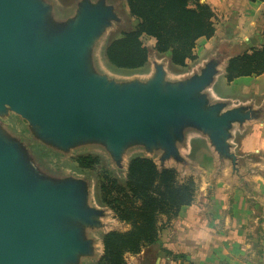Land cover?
<instances>
[{"label": "water", "instance_id": "95a60500", "mask_svg": "<svg viewBox=\"0 0 264 264\" xmlns=\"http://www.w3.org/2000/svg\"><path fill=\"white\" fill-rule=\"evenodd\" d=\"M117 25L125 19L109 0H77L64 17L51 0H0V264H83L104 252L94 233L106 228L109 209L93 205L86 179L40 174L24 141L65 157L98 146L119 169L133 148L160 151L162 170L172 160L187 164L192 134L232 179L249 172L235 132L264 120V104L211 95L235 56L219 49L180 77L170 75L168 58H149V75L118 78L96 57ZM12 114L27 122L22 141L4 123Z\"/></svg>", "mask_w": 264, "mask_h": 264}, {"label": "crops", "instance_id": "0c3cea01", "mask_svg": "<svg viewBox=\"0 0 264 264\" xmlns=\"http://www.w3.org/2000/svg\"><path fill=\"white\" fill-rule=\"evenodd\" d=\"M202 2L214 10L215 34L210 39L200 38L197 41L194 54L198 65L219 49L230 52L233 57L264 46V1ZM138 23L137 20L132 28ZM142 40L149 51L157 53L154 38L143 36ZM166 56L171 60L170 53ZM229 59L224 62V73L220 76L223 95L217 96L218 99L230 100L234 104L254 103L256 107L262 106L264 74L228 82L225 70ZM192 62L188 61L184 68L172 63L169 67L171 65L182 70ZM149 63L150 59L145 67L126 70V73L144 70ZM151 67L147 75L151 73ZM183 75L173 74L174 77ZM242 135L236 144L237 154L250 157L247 160L250 172H242V181L235 179L237 181L232 182L228 169H224L215 184L212 183L205 191L200 186L192 205L183 207L177 218L162 229L159 242L162 244L163 258L168 261L173 258L171 264H264V120L247 124ZM209 154L214 171L207 175L214 179L218 162L211 151ZM205 158L209 160V155Z\"/></svg>", "mask_w": 264, "mask_h": 264}, {"label": "trees", "instance_id": "16d2710c", "mask_svg": "<svg viewBox=\"0 0 264 264\" xmlns=\"http://www.w3.org/2000/svg\"><path fill=\"white\" fill-rule=\"evenodd\" d=\"M256 1V0H254ZM264 1V0H258ZM129 14L139 23L122 33L106 48L111 66L120 70H138L146 66L150 51L142 38L156 40L155 51L171 54L176 67H186L196 60L194 50L200 38L210 39L215 34L214 10L202 0H126ZM264 74V46L235 56L228 62L225 78ZM83 170H92L100 160L85 156L76 159ZM100 200L110 207L117 218L130 225L126 232L111 231L103 236L104 252L99 264H128L126 255H138L157 245L160 217L166 225L176 219L183 207L194 202L197 185L193 178L180 183L178 172L172 168L160 170L147 157L131 160L124 184L102 172ZM170 254V253H167Z\"/></svg>", "mask_w": 264, "mask_h": 264}, {"label": "rangeland", "instance_id": "374dc122", "mask_svg": "<svg viewBox=\"0 0 264 264\" xmlns=\"http://www.w3.org/2000/svg\"><path fill=\"white\" fill-rule=\"evenodd\" d=\"M56 4V9L60 16L64 17L67 16L73 10V6L77 0H51ZM110 2L117 5L118 13L125 19V26L124 25H117L113 29H111L108 34L104 37L105 39L99 45V48L96 50V57L100 62V65L104 70H108L107 72L111 75L118 76L123 78L125 75L129 74H139L140 76H146L148 74V70H150L151 63L141 71L137 72H127L126 70H120L114 68L110 65L107 61L105 51L110 42L114 39L121 37L122 33L128 31L135 25L136 19L131 17L129 14L128 6L125 0H109ZM146 45V42L144 43ZM167 56L157 54L153 51H150V58L162 62ZM197 59V57H196ZM198 66V62H193L185 69L179 70L173 68L171 65L168 68L170 75L173 74H189L193 71L194 68ZM223 80L219 78L211 90V95L214 99L222 96L223 94ZM218 96V97H217ZM4 123L10 126V131L14 132L18 136H26L28 134L27 130V122L21 119L20 117L12 114L9 117L5 118ZM242 132H235V139L234 143L238 144L240 139L242 138ZM19 138V137H18ZM28 141L32 142V137L28 138L25 137ZM21 140V138H19ZM22 141V140H21ZM26 146L30 149L31 154L36 157L37 168L44 177L52 178L55 180H63L67 177H81L86 179L90 184V195L92 197V203L94 206L98 208H107L109 209L110 214L103 219L106 228L95 232L94 235L98 239H102L103 234L107 231H119V232H126L130 229V225L126 224L125 222L120 221L113 210L103 204L100 200V182L102 177L103 171H108L110 176L117 179L121 184H124L127 177V169L131 160L135 157H147L152 159L157 166H162L160 162V157L162 152H156L153 155H146L144 150L137 147L133 148L131 152L125 157V168H118L112 161L111 157L106 153L103 149L99 148L98 146H87L84 148H79L72 152L70 155L66 156L60 153H57L54 150H50L43 145L40 148L37 146H32L29 142L24 141ZM200 142V143H199ZM188 145L190 146V152H183L184 158L187 161V164H179L174 162V160L164 163L166 168H172L177 170L178 172V180L180 183L187 181L189 178H193L196 185L197 191H199V187L201 186L204 191L207 190L212 183H216V178L222 176V172L225 168H218L215 172V178L213 179L211 176L209 177L207 173H212L214 171L213 163L211 156L209 154L207 145L205 144V140L197 137L196 135L190 134L188 137ZM237 152V149H236ZM239 153V152H238ZM209 155V160L207 157ZM85 156H92L100 160V163L94 167L92 170H83L81 169L78 164L76 163V159L79 157ZM34 160V158H33ZM36 165V164H35ZM250 172V171H249ZM202 175V176H201ZM232 182L237 181L232 179L229 176ZM243 182H241V185ZM247 185V186H246ZM245 187H249L246 184ZM251 190V189H250ZM174 220V219H173ZM171 220V222L173 221ZM167 217L161 216L160 217V233H159V240L157 245L145 249L141 254L138 255H126V261L128 264H171L170 261L165 260L162 254V244L159 242L162 238V229L166 226ZM170 222V223H171ZM102 245L100 244V250ZM102 253V252H100ZM101 259V258H100ZM100 259L97 261H85L83 264H99Z\"/></svg>", "mask_w": 264, "mask_h": 264}]
</instances>
